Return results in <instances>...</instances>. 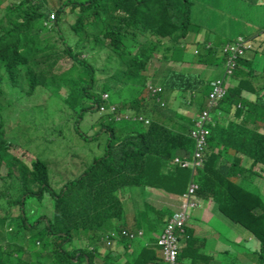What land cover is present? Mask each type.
Here are the masks:
<instances>
[{"label": "trees", "instance_id": "1", "mask_svg": "<svg viewBox=\"0 0 264 264\" xmlns=\"http://www.w3.org/2000/svg\"><path fill=\"white\" fill-rule=\"evenodd\" d=\"M241 1L246 4L245 8L241 9L243 14L237 16L241 28L245 26V19L256 24L257 28L264 27V4L260 3V0ZM197 2L202 1L82 0L81 4H77L71 0H56L54 3L51 0H11L6 6L7 13L0 17V81L5 82L18 94L12 98L17 106L24 108L25 102L21 99L27 98L30 101L39 94L38 87L66 98L69 92L66 86L70 88L73 84L82 89L84 97L93 98L102 92L91 106L81 108L82 111L101 110L116 114V110L113 109L115 103L120 112L128 110L134 114H143L149 122L142 121L145 127H136L134 132H129V126L122 123L108 126L109 129L105 131L108 135L104 146L105 155L98 158L96 164L95 162L91 164L85 175L66 182L58 187L60 189L55 188L51 182L53 176L48 162L36 158V162H32L31 165L22 160L10 163L8 189L19 191V194L16 198H9V201L14 206L20 204V210L16 216L1 215L0 229L9 231L15 238L24 237L27 243H12L9 247L7 244L6 248L0 245V256L4 260L13 256L14 252L21 251L27 255L25 259L19 255L23 264H30L32 258L38 261L49 258L53 260L51 253L55 254L51 264H78L80 257L78 260L74 258L83 253L85 263L93 264L96 260L94 256L105 258L98 254L102 244L133 239L128 235L131 231L125 228L120 235L115 231V222L121 217L124 218V211L121 215L119 213L125 210L124 199H118L120 197L118 193L150 184L156 187L164 186L170 192L181 194L186 193L190 181L194 179L199 184L197 196L204 200L212 198L217 210L225 214L231 223H238L247 233V238L254 237L259 241L260 247L254 254L257 253L259 264H264V188L256 193L246 187L247 173L243 164L244 158L261 164L262 171L257 173V176L261 178L264 176V134L259 132L258 128L251 129L248 118L241 126L240 132H236L232 126L226 127L220 119L215 120L216 116H212L213 122L210 127L213 129L208 138L209 146L204 154V164L195 171L189 168L182 180L180 173L177 176L175 171L182 170L172 168V160L179 154L178 150H187L186 154L192 153L194 139L189 134L190 127L186 126L184 115L176 113L178 111L175 109L176 105L175 108L170 107L172 113L165 114L167 105L159 104L146 87L147 80L152 78L155 84L162 85L165 91L168 90V94L169 90L176 91L179 95L189 92L197 94L200 91L209 96L212 90L211 82L205 81L204 78L202 80L201 73L192 74L169 68L165 73L160 70L151 77L146 72L150 57L160 49L170 53L167 58L173 61L185 60L186 53L190 51L193 55L191 61L193 64L210 61L218 65L220 63L218 59L223 61L224 55L222 57L220 54V52L224 54L223 43L213 41L214 37L207 38L205 42H195V51L191 44L189 48L185 41L195 32L198 14L205 15L208 12L210 17L211 8ZM66 11L73 15V19L68 28L64 29L60 19L56 20V14L60 16ZM104 18L111 21L105 24L106 21H102ZM96 25L97 29L91 30ZM36 26H39L41 31H35ZM48 32L56 33L57 37L47 35ZM147 33H154L157 40L149 41ZM75 35L77 38L70 43V37ZM240 36L247 37L245 34ZM31 38L38 42L32 43ZM251 50L252 48L238 60L237 75L241 77L239 84L229 89L227 93L229 96L219 102V109L227 114L243 101L244 79L254 80L255 69L252 59L247 60L246 56ZM111 53L115 56H109ZM215 53L220 56L215 58ZM35 58L38 59V81L35 73L30 70L29 86L19 83L14 68L29 66ZM100 60L102 63L98 65L97 62ZM112 60L114 62H111ZM59 61H66V66L59 69L52 78H48L47 73H50ZM97 71L101 75L100 78L96 76ZM104 74L108 76L107 81H99ZM54 77L59 80L55 81ZM24 86H27V89L13 88ZM262 87L264 88V85ZM145 89L148 96L143 95ZM1 93L3 92L0 89L2 96ZM111 97L112 103L109 102ZM181 98L176 100L179 101ZM6 109V106L0 104V130L5 124L1 113L5 115ZM237 111L238 107L235 116ZM47 123L49 125V120ZM180 125L182 126L179 128ZM77 132L89 140L83 135L86 132L80 130ZM0 143V153L5 152L11 145L1 136ZM148 156L157 158L159 164L153 168H142L141 162ZM100 163L102 165L99 166ZM98 167L102 169L101 176L103 175L105 181L102 190L97 189L98 185L93 192L75 199L71 194L84 178H91L90 174ZM132 175L135 183H132ZM144 177L146 179L142 184ZM91 184L93 185L92 181ZM47 190L51 194L50 197L55 199L56 215L51 218L40 216L31 220V216L25 210L27 199L32 195L42 199L41 193L45 194ZM0 194L4 196L6 193ZM133 195L132 193L131 198ZM96 196L106 201V206L95 205ZM134 196L133 200L141 209L142 204L138 195ZM199 201L201 202V199ZM144 206L149 207V202L145 201ZM87 208L94 212H91L92 216L79 218V214ZM59 211L63 215L69 214L73 217L69 215L60 217L62 215L59 216ZM81 219L84 220V225L80 223ZM82 226L90 237L92 251L89 247L84 248L81 243L74 241V233ZM111 230L113 231L109 235ZM27 231L35 234L29 236ZM65 246L73 248L77 246L78 251L63 253L61 251H65ZM149 248L152 249V246ZM132 254L131 261H135L141 255L138 248ZM162 258L150 257L147 264H164Z\"/></svg>", "mask_w": 264, "mask_h": 264}, {"label": "rangeland", "instance_id": "2", "mask_svg": "<svg viewBox=\"0 0 264 264\" xmlns=\"http://www.w3.org/2000/svg\"><path fill=\"white\" fill-rule=\"evenodd\" d=\"M24 1V0H22ZM48 1V0H47ZM53 3L56 0H51ZM74 3L81 4L82 0H71ZM202 2H197V4L208 6L210 9V17L208 16V12L205 15L198 14V18L196 19V29L195 32L190 34L186 39L187 45L190 44L191 47L194 49L195 42L206 41L209 37H214L212 40L220 41L222 43H227L228 39L226 37L227 32L222 31L221 34L218 31H214L216 28H220L222 26H226L229 28H232V30L228 34V38H232L229 42L233 45H235L239 39L238 34L242 33L247 35L246 32H242L241 26L238 24V20H235L237 15L243 14V11H241V8H238V0H201ZM11 3V0H0V17L3 16V13L6 14V6ZM49 3V2H48ZM262 3L264 4V0H262ZM26 4H28L26 2ZM258 7V6H257ZM56 14V13H55ZM257 18V16H256ZM60 19L61 26L64 29L68 28V25L72 22L73 15H71L68 11H66L64 14H61L60 16H57L56 14V20ZM109 18H104L102 21L106 23H109L111 20H108ZM258 19V18H257ZM264 20V17H263ZM97 29V25L95 28H92L91 30L95 31ZM255 29V28H254ZM35 31H41V28L39 26H36L34 28ZM214 31V32H213ZM196 33H198L196 35ZM47 35H53L54 37H57L56 33H46ZM221 35V36H220ZM146 37L149 41H156L157 37L154 33H147ZM77 36L70 37L69 42L73 43ZM248 40L249 38L246 37ZM32 39V38H31ZM250 41V40H249ZM33 42H38L37 40L32 39ZM225 45V44H223ZM160 48V47H159ZM165 48V47H163ZM253 49V47H252ZM189 50V49H188ZM224 51V49H223ZM106 52V51H105ZM260 52H264V46ZM109 53V52H106ZM196 53V52H195ZM221 56L224 59L220 61L218 65H215L214 63H211L210 61L207 63L202 64H193L191 63L193 55L192 51L186 53V58L183 61H173L167 56L170 55V53H165L163 49L157 50L155 55L150 57L149 62L147 63L148 70L146 71L149 76H155L157 72L164 71V73L169 69L173 68L175 70L185 71L187 73H201L200 76L202 77V80L204 78L205 81L210 80L212 82L217 77L226 78V80H229L230 74L227 72L228 69V61L226 59V54L220 52ZM218 53H215V58H218ZM251 56L250 58L248 56ZM255 55V51H249L247 54V60H251ZM109 56H115V54H110ZM37 58L33 59L30 62L29 66L22 67L18 66L14 68L15 77L19 80V83L29 86V71L32 70L36 75V81H38L39 73H38V64H37ZM225 60V61H224ZM111 62H114L113 60ZM102 61H99V64H101ZM67 64L66 61H59L58 64L54 66V68L51 69L50 73H47L48 78H52L53 75L59 72V69H62ZM253 70L254 75L253 78H257L259 83H264V71L260 72L256 68ZM5 71V68H3L2 72ZM258 71V72H257ZM111 70H108V73H110ZM100 76V75H99ZM55 81H58L59 79L57 77H54ZM108 76L107 74H104L102 78L99 80L101 82L107 81ZM154 84L152 78H150ZM233 82L237 83L236 81L232 80ZM27 86H24V88L21 87H13L17 89H27ZM79 86H74L73 84L68 88L66 86V90L69 91L66 98H63L53 91H45V88L38 87L37 90L39 91V94H36L34 97L31 98L29 101L26 99H21V101L25 102L23 103L24 108L17 106V104L12 100L13 97H15L16 94L5 82L0 81V89L3 93L2 96L0 95V104L2 106H6V112L5 115H2V119H4L5 124L0 130V136L3 138H6L11 145L8 146L5 150V152L0 153V192L6 193L4 196L0 194V216L1 215H13L16 216L19 213V205H12L9 201V198H16L19 194V191L8 189L9 187V181L10 178L8 175L11 173L9 170L10 163H14L16 161H25L29 165L32 164V162H36L37 159H42L46 162H48L50 171L52 173L53 178L51 177V182L53 183V186L55 188H58L65 184L66 182H69L72 179H77V177L81 175H85V171L89 169L91 164L94 163V158L101 157L105 155V148L100 147V142H106L107 137L102 136V133L104 131H107L109 128L108 126L112 125H119L124 124L129 126V132H134L136 127L144 128V124L142 123L143 120H134L132 119L134 116H142L146 118L143 114H134L131 111L128 110H117L116 114H113L108 111H97V110H88L87 112H84L81 110L83 107H89L92 105L93 101L95 99H98L102 92L100 91L98 95H94L93 98H90L88 96H83L82 89L78 88ZM210 89V88H209ZM36 90V91H37ZM201 90V89H200ZM170 94L173 95L174 100L183 98L184 101L187 102L189 106H186L185 103H181L180 107H177L178 111L176 113L178 115H183L185 122H189L190 129H194L196 125L197 118L194 119L193 124H191L190 116L187 115L190 112L193 111H202L203 107L206 106L208 94L204 95L205 93H201L200 91L197 94H192L191 92L180 94L176 91L169 90ZM63 92V89H62ZM168 94V90H166ZM40 95V97H39ZM144 96H148L147 90L145 89L143 92ZM167 96V95H166ZM229 94H226L225 97H228ZM162 101L167 104V108H175L176 101L170 100L167 101L164 97H161ZM110 103L113 102V97L109 100ZM65 103L66 105H64ZM188 107V108H187ZM188 109V111H186ZM8 112V113H7ZM21 112H25L24 114H21ZM8 114V117H7ZM149 114V112H148ZM126 115L129 116V118H126ZM150 115V114H149ZM117 116H120L121 118L118 119ZM256 117L253 119L252 122H249L248 125L251 126V129L258 128L259 132L264 134V126L255 125L254 122ZM47 120H49V125L47 123ZM242 120V119H240ZM245 122V121H244ZM239 126H242L238 124ZM182 125L179 126V128ZM107 129V130H106ZM83 131L86 132L85 135L88 139L92 140H86L84 137H82V134H79L77 131ZM104 134V133H103ZM90 137V138H89ZM1 147V143H0ZM1 150V148H0ZM179 154H184L186 150H178ZM155 165L159 164V160L155 159ZM248 162L246 164H249V159H247ZM102 165V163L99 164V166ZM245 172L248 174V177H251V167L250 165H244ZM183 172H180V178L183 180L184 176L182 175ZM92 175L91 178L83 179L79 185L77 186V189H75V192H73L71 195L75 197V199L80 198L83 194H87L90 192H93L96 187L98 186V190H102V185L105 184L103 180V175H99V173H96V169L94 170V173L90 174ZM261 178V176H259ZM264 180V176L262 177ZM91 181L93 182V185L91 184ZM154 188L161 190H168L166 187H156L155 185H152ZM189 188V187H188ZM60 189V188H58ZM188 191V189H187ZM186 191V192H187ZM258 191V190H257ZM10 192V193H8ZM146 192V187H138L134 188L133 190H123L119 194L118 199H124L125 202V219L128 214H130V206L131 203L128 201L129 195L134 194L138 195V199L141 202V204L145 203V197L143 196ZM153 192V191H152ZM163 192V191H161ZM156 198L153 200L154 203L162 206V205H168V197L167 195H164L163 193H159L158 191H155ZM259 193V192H258ZM49 191H45V194L41 193L42 199L37 198L35 195L30 196L27 199V202L25 204V210L28 213V215L31 216V220H34L38 217H45L48 216L49 218L56 215V212H54L55 209V199L53 197H50ZM97 197L96 203L97 204H103V206H106L107 202L104 201L101 197ZM180 208V206H179ZM91 208H87L84 212L79 214V218H88L92 216L93 211H89ZM144 209H147L146 206H144ZM89 211V212H88ZM99 211V210H98ZM94 213V212H93ZM96 214V212H95ZM62 215V216H60ZM69 214H61L59 211L60 217H65ZM72 216V215H69ZM73 217V216H72ZM93 218V217H92ZM81 224L84 225V220L81 219ZM63 227V226H62ZM115 231L120 235L121 231L125 228L127 230V226L125 224L124 219L120 218L115 222ZM229 228H233L232 224L229 225ZM86 230L88 228H85ZM113 230L109 231V235L111 234ZM238 232L242 237H246L245 242L242 244H245L246 249L251 250H257L260 247L259 241L251 237V239L247 238V233L245 230L239 225L238 226ZM99 231L97 232V234ZM27 234L29 236L34 235V232H28ZM74 238L76 243H81L84 248H90L92 251V245H90L91 240L87 233V231L84 230L83 226L78 228L76 230V233H74ZM96 235V234H95ZM94 235V236H95ZM122 237V236H121ZM22 242L24 244L27 243V239L23 237L21 238H15L13 237L9 231H5L0 229V245L4 246V248L8 247L12 243H18ZM236 242V241H234ZM112 242L110 241L108 244L107 242L102 244V248L98 251V254L101 256H104L107 252V255L104 257L106 258V261L104 264H115V258L117 250H111L112 249ZM41 245V244H39ZM65 251H61L63 253H68L69 251H73V253H76L78 251L77 246L75 248L65 246ZM28 249V248H27ZM106 249V250H105ZM29 250V249H28ZM68 251V252H66ZM114 253H112V252ZM82 253L81 251H79ZM69 254V253H68ZM71 254V253H70ZM22 259H25L27 257L26 253L17 251L14 252V255L11 257H7V260H4L2 256H0V264H23L21 261ZM51 256L54 260L55 254L51 253ZM80 257V260L77 262L78 264H86L83 258V253L78 254L77 258L75 257V260H78ZM254 261V264H259V259L257 253L253 254L250 258ZM51 258L49 260L40 259L39 261L35 258H32L33 264H51L53 262ZM100 261V260H98ZM7 262V263H3Z\"/></svg>", "mask_w": 264, "mask_h": 264}, {"label": "crops", "instance_id": "3", "mask_svg": "<svg viewBox=\"0 0 264 264\" xmlns=\"http://www.w3.org/2000/svg\"><path fill=\"white\" fill-rule=\"evenodd\" d=\"M238 2L239 3L237 9L245 8L246 4H243L241 0H238ZM260 3H262V0H260ZM235 20H238L239 24V18L236 17ZM244 23L245 26L241 30H244L247 33L246 36L249 38V40H251L253 44V49L251 51H255V55L252 58L253 67L258 71L263 72L264 52H260V50H262L264 46V27L257 28L256 24L250 23V21L246 19L244 20ZM231 30L232 28L226 26L214 29V31H218L220 34L222 31L227 32V42L232 40V38H228V34ZM240 35H242V33L238 34V36ZM200 42L204 41L200 40ZM209 44H211V42H209ZM251 56L253 55H250L248 57L250 58ZM237 78L238 81H240L241 77L237 76ZM232 80L236 81L234 77L229 78L228 81L230 88H234L238 85V83H235ZM244 83L245 89L242 95V103L244 101L246 103L245 111L238 109L237 115L235 116L234 113L236 109L235 107H233L230 114H227L226 112L221 110H218L213 114V116H216L215 120L220 119L226 127H228L227 125L233 120L235 121H233L231 125L240 124L243 126L246 118L249 119V122H252L253 119L258 116L259 118L255 120L254 124L264 126V88L262 87L264 83H259L257 78H255L254 80L244 79ZM167 99V101L174 100L173 95L169 94ZM174 101H176L175 109H177V107H180L181 103H185L186 106H189L183 98H181L179 101H177L176 99ZM204 108L205 107H203V109ZM186 111H188V109H186ZM240 111H242V113H240ZM200 112L195 110L187 114L190 116L191 124H193L194 119L197 118ZM170 113H172V109L167 108L165 114ZM239 113L242 120L238 119ZM183 115L185 116V114ZM176 118V120L179 121L177 116ZM185 124L186 126H190L188 121L185 122ZM190 131L191 129L189 130V134ZM235 131L240 132V129H237ZM103 133L102 136L108 137L105 131ZM99 146H105V142H100ZM187 152L188 151L186 150L184 154H177L176 156L190 155L186 154ZM246 162H248V160L244 158L243 164L248 166L250 165L251 167V177L247 176L245 185L248 189L253 190L256 193L261 192L264 188V180L257 176V173L262 171L261 164H255L251 159H249V164H246ZM154 163V158L148 156L142 160L141 167L153 168L155 165ZM172 168H177L185 171L182 175H185L187 173V170H189V168H182L175 165L173 163V160ZM101 170L102 169L98 167L96 173H99V175H101ZM143 171L147 172L146 169H143ZM175 171L177 172V176L181 172L179 170ZM145 179L146 177L142 179V184H144L143 182ZM135 182L136 181L132 175V183ZM155 191L167 195L169 199L167 202L168 205L160 206L153 202V200L157 196ZM161 191L157 188H154L150 184L146 185V192L143 196L145 197V200L149 202V207H147V209H144V204H142L143 208L140 205L142 210L133 200L135 196L133 195L134 197L132 196L131 198L132 194L129 195L128 201H130L131 203L130 214L126 216V219L125 210H122V212L119 214L121 215L124 211V218H121L124 219L127 230L131 231V233L128 234L129 237H132L133 239L127 238L122 242L117 243V241L112 244V246L115 245V247H112V250H117L116 256H114L115 264H147V260L150 257H157L159 259L162 258V249L158 245V239L164 231V228L166 227L173 213L179 208L180 204L182 203L183 193L185 192L180 194L176 192H170L168 190ZM198 199H201L200 206H197L191 212L192 216L187 221L184 232L179 234V264H254V261L250 259L253 255L252 252L254 251V249H246L245 244L242 245L245 242L246 237H242L239 234V224L231 223L226 218L225 214H222L220 211H218L215 201L212 198H207L204 200L198 196ZM160 215L162 216V218ZM231 224L233 228H229V225ZM249 238L251 239V237ZM149 246H152V249L149 248ZM137 248L140 250L141 255L135 261H131L130 256L133 255L132 253L137 250ZM152 251H154V253H152ZM94 257L96 260L93 264H104L106 261V258L96 256ZM30 264H33V262H31Z\"/></svg>", "mask_w": 264, "mask_h": 264}, {"label": "built area", "instance_id": "4", "mask_svg": "<svg viewBox=\"0 0 264 264\" xmlns=\"http://www.w3.org/2000/svg\"><path fill=\"white\" fill-rule=\"evenodd\" d=\"M252 47V42L244 36H239L235 45L231 43L224 45L223 49L228 61L227 72L230 74V77L237 68L238 60ZM211 85L212 90L209 92L207 106L197 116L196 125L190 132V136L194 139L193 152L190 155L175 156L173 159V163L179 167L196 170L204 164V154L208 150L209 145L208 138L211 131L209 123L212 122V108L226 95L229 82L226 78L219 77L213 80ZM152 90L153 92H158L161 90V87L152 86ZM113 109H115V106H113ZM139 119L142 120L143 117L140 116ZM198 188L199 184L192 180L188 191L183 194L180 208L173 213L158 239V245L162 249L164 264H179V234L184 232L185 225L191 217V212L200 205L197 196Z\"/></svg>", "mask_w": 264, "mask_h": 264}, {"label": "clouds", "instance_id": "5", "mask_svg": "<svg viewBox=\"0 0 264 264\" xmlns=\"http://www.w3.org/2000/svg\"><path fill=\"white\" fill-rule=\"evenodd\" d=\"M227 43H230V42H227ZM226 44V43H225ZM97 64L99 65V61L97 62ZM237 70H238V65H237V68L235 69V72L233 73V75H231V77H229V78H235V80H236V82L239 84V81H238V78H237ZM100 75V73L97 71L96 72V76H97V78H100L101 77V75ZM217 78H219V77H217ZM216 78V79H217ZM150 79V78H149ZM147 80V83H146V87H147V89H148V91L150 92V94L152 95V96H155V98H156V100L158 101V103L159 104H161L162 106H165V105H167V104H165V102L164 101H162V99H161V97H164L166 100H168L167 98H168V95L169 94H167V92L164 90V88H163V86L162 85H158V84H154L151 80ZM229 82V81H228ZM212 83V82H211ZM152 86H155V87H161V90L160 91H158V92H153V90H152ZM229 89H231L230 88V86H229V88H228V91H229ZM228 91H227V93H228ZM226 93V94H227ZM167 95V96H166ZM225 97V96H224ZM223 97V98H224ZM222 98V99H223ZM221 99V100H222ZM207 101H208V98H207ZM220 102V101H219ZM219 102H218V104L214 107V108H212V114H211V118H212V122H213V114L215 113V112H217L218 110H221V109H219ZM113 106H115V110H116V112H117V110H118V106H117V104H115V103H113ZM206 106H207V103H206ZM206 106H205V108H206ZM236 107H238V109L240 110H242V111H245V109H246V103H245V101L242 103H240V104H238L237 106H235V109H236ZM204 108V109H205ZM203 110V109H202ZM222 111V110H221ZM202 112V111H201ZM200 112V113H201ZM199 113V114H200ZM198 114V115H199ZM139 117L140 116H134L132 119H134V120H137V119H139ZM118 118L120 119L121 117L120 116H118ZM126 118H129V116L128 115H126ZM238 119H241L240 118V113H239V118ZM140 120V119H139ZM143 121H145L146 123H148L149 122V119L148 118H144L143 117V119H142ZM233 121H235V120H233ZM233 121H231L227 126L228 127H233L234 128V130H237V129H241V126H239L238 124H236V125H231V123L233 122ZM211 122V123H212ZM211 123H209V126H210V124ZM214 125H215V122H214ZM210 129L212 130L213 129V127H210ZM191 132V131H190ZM211 132V131H210ZM90 140V139H89ZM208 143H209V141H208ZM209 146V145H208ZM98 158H100V157H96L95 159H94V162L98 159ZM97 162V161H96ZM95 162V163H96ZM111 247H115V245L114 246H111ZM106 250V249H105ZM112 250V249H111ZM257 250V249H256ZM254 252H256L255 250L252 252L253 254H254ZM107 253V252H106Z\"/></svg>", "mask_w": 264, "mask_h": 264}]
</instances>
